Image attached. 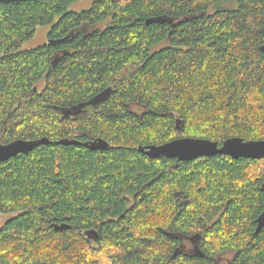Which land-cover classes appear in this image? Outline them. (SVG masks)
Instances as JSON below:
<instances>
[{
	"label": "trees",
	"instance_id": "16d2710c",
	"mask_svg": "<svg viewBox=\"0 0 264 264\" xmlns=\"http://www.w3.org/2000/svg\"><path fill=\"white\" fill-rule=\"evenodd\" d=\"M74 1L0 0V264H264V158L137 149L264 140V0Z\"/></svg>",
	"mask_w": 264,
	"mask_h": 264
},
{
	"label": "water",
	"instance_id": "95a60500",
	"mask_svg": "<svg viewBox=\"0 0 264 264\" xmlns=\"http://www.w3.org/2000/svg\"><path fill=\"white\" fill-rule=\"evenodd\" d=\"M260 50L264 54V44L260 46ZM49 142L46 137H42L35 140L15 139L8 143H0V163L18 153L28 152L40 144ZM58 143L81 144L92 150H104L109 145L101 137L85 142L64 138L59 140ZM137 149L150 158L164 156L180 160H192L200 156H213L216 154L228 155L232 158H264V140L245 141L241 137L225 139L220 146L215 141L205 138L181 137L159 145L149 144L137 146ZM262 225H264V211L257 218L256 231L260 230ZM68 227V225L63 223L57 226V229ZM84 235L88 239L94 240L98 236V233L95 229H87L84 231Z\"/></svg>",
	"mask_w": 264,
	"mask_h": 264
},
{
	"label": "rangeland",
	"instance_id": "374dc122",
	"mask_svg": "<svg viewBox=\"0 0 264 264\" xmlns=\"http://www.w3.org/2000/svg\"><path fill=\"white\" fill-rule=\"evenodd\" d=\"M91 3H92V0H77V1L72 2L68 6V10L69 11H79L82 9H87L90 7ZM209 11H212V8ZM57 19H58V16H55L52 22L46 23L43 25H38L36 27L33 35L30 38H28L27 40H25L24 42H22V44L20 45V47L18 49L19 50H29V49L35 48V47L45 43L48 39L47 33H48L52 23L55 22ZM88 29H89V27L87 26V24H85L84 26L77 28L76 32L86 33L88 31ZM15 214L16 213L0 214V226L6 220L11 218ZM221 256L223 257L220 259L221 264H228L227 261L231 260V254H222ZM220 261H218V262H220Z\"/></svg>",
	"mask_w": 264,
	"mask_h": 264
},
{
	"label": "flooded vegetation",
	"instance_id": "af4514ba",
	"mask_svg": "<svg viewBox=\"0 0 264 264\" xmlns=\"http://www.w3.org/2000/svg\"><path fill=\"white\" fill-rule=\"evenodd\" d=\"M221 258H223L221 255H217V256L215 257V263H216V264H221V261H220ZM218 261H220V262H218ZM227 262H228V264H233L232 259L229 260V261H227Z\"/></svg>",
	"mask_w": 264,
	"mask_h": 264
}]
</instances>
